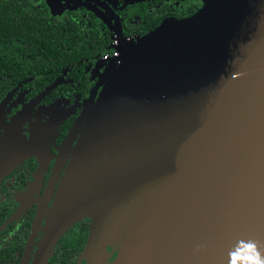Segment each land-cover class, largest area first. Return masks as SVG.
<instances>
[{
	"label": "water",
	"instance_id": "obj_1",
	"mask_svg": "<svg viewBox=\"0 0 264 264\" xmlns=\"http://www.w3.org/2000/svg\"><path fill=\"white\" fill-rule=\"evenodd\" d=\"M112 48L44 246L85 216L114 264H227L237 241L264 244V0H208Z\"/></svg>",
	"mask_w": 264,
	"mask_h": 264
},
{
	"label": "flooded vegetation",
	"instance_id": "obj_2",
	"mask_svg": "<svg viewBox=\"0 0 264 264\" xmlns=\"http://www.w3.org/2000/svg\"><path fill=\"white\" fill-rule=\"evenodd\" d=\"M208 0H0V264H114L91 217L44 246L73 127L125 49ZM44 248V250H43Z\"/></svg>",
	"mask_w": 264,
	"mask_h": 264
},
{
	"label": "clouds",
	"instance_id": "obj_3",
	"mask_svg": "<svg viewBox=\"0 0 264 264\" xmlns=\"http://www.w3.org/2000/svg\"><path fill=\"white\" fill-rule=\"evenodd\" d=\"M227 264H264V244L253 239L237 241Z\"/></svg>",
	"mask_w": 264,
	"mask_h": 264
},
{
	"label": "built area",
	"instance_id": "obj_4",
	"mask_svg": "<svg viewBox=\"0 0 264 264\" xmlns=\"http://www.w3.org/2000/svg\"><path fill=\"white\" fill-rule=\"evenodd\" d=\"M118 53H119V52H118L117 50L114 49V50H112V52H111L110 55H111V56H117Z\"/></svg>",
	"mask_w": 264,
	"mask_h": 264
}]
</instances>
